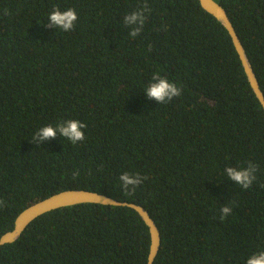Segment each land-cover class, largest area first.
<instances>
[{
    "label": "trees",
    "instance_id": "1",
    "mask_svg": "<svg viewBox=\"0 0 264 264\" xmlns=\"http://www.w3.org/2000/svg\"><path fill=\"white\" fill-rule=\"evenodd\" d=\"M216 1L264 92V0ZM145 2L133 39L124 17ZM57 6L77 11L72 31L48 26ZM157 72L182 95L149 99ZM68 119L87 125L83 141L31 142ZM249 161L257 178L243 189L224 170ZM124 172L147 179L126 194ZM69 188L143 205L161 232L153 264H246L264 250V109L199 0H0V238L24 208ZM150 244L134 208L80 203L35 218L0 245V264H147Z\"/></svg>",
    "mask_w": 264,
    "mask_h": 264
},
{
    "label": "clouds",
    "instance_id": "2",
    "mask_svg": "<svg viewBox=\"0 0 264 264\" xmlns=\"http://www.w3.org/2000/svg\"><path fill=\"white\" fill-rule=\"evenodd\" d=\"M151 9L145 2L138 9L131 11L124 17V25L130 28L129 36L133 39L140 35L145 25V22L150 14ZM5 14L7 10H5ZM78 20V13L74 8H67L61 10L58 6L48 15V26L61 29L64 32L72 31ZM151 51V48H149ZM149 99H154L158 104H166L172 101L175 97L182 95V88L178 87L176 83L170 81L167 77L161 76L159 72L152 75V79L145 86L144 90ZM87 125L78 119L61 120L57 124H49L39 128L31 138L34 144H41L51 138L61 136L72 144H77L85 139L84 129ZM225 173L228 179L240 185L243 189H248L252 186L257 176L258 165L249 161L246 167H232L225 168ZM77 173H74L75 176ZM124 192L134 193L136 189L143 183L147 176L140 174H130L128 172L122 173L119 177ZM6 206V202L0 199V208ZM232 213V208L225 205L221 209L222 218H226ZM246 264H264V250L253 253L246 259Z\"/></svg>",
    "mask_w": 264,
    "mask_h": 264
},
{
    "label": "water",
    "instance_id": "3",
    "mask_svg": "<svg viewBox=\"0 0 264 264\" xmlns=\"http://www.w3.org/2000/svg\"><path fill=\"white\" fill-rule=\"evenodd\" d=\"M202 7L215 16L228 30L235 48L240 56L243 67L253 91L264 109V92L260 86L258 77L253 68L247 51L238 35L236 28L229 17L226 8L216 0H199ZM80 203H101L134 208L149 226L151 234L150 251L147 264H153L161 246V232L155 219L141 204L118 200L108 194L86 188H69L53 193L24 208L16 217L14 227L4 233L0 238V245L17 240L25 228L38 216L63 206H71Z\"/></svg>",
    "mask_w": 264,
    "mask_h": 264
}]
</instances>
